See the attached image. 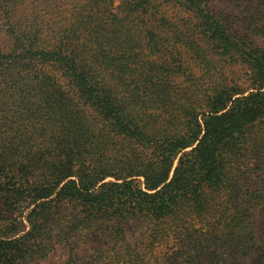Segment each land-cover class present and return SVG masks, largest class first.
<instances>
[{
	"label": "trees",
	"instance_id": "1",
	"mask_svg": "<svg viewBox=\"0 0 264 264\" xmlns=\"http://www.w3.org/2000/svg\"><path fill=\"white\" fill-rule=\"evenodd\" d=\"M237 6L241 26L210 0H0V264H157L219 201L233 259L255 255L260 196L240 180L264 147V48L245 27L264 28V9ZM228 60L245 87L172 92Z\"/></svg>",
	"mask_w": 264,
	"mask_h": 264
},
{
	"label": "rangeland",
	"instance_id": "2",
	"mask_svg": "<svg viewBox=\"0 0 264 264\" xmlns=\"http://www.w3.org/2000/svg\"><path fill=\"white\" fill-rule=\"evenodd\" d=\"M254 1L255 8L264 9V4L261 5V1L264 2V0ZM210 4L215 8L214 10L217 13L225 14L227 18L228 13H231L235 22H240V26L247 22L244 7H230L228 10V0H210ZM170 15L173 16L174 14L171 13ZM179 23H183L181 18ZM148 24L153 25L152 22H148ZM183 26H186V24ZM193 27L195 28L194 23ZM245 31H248L253 39L252 45L255 44L264 48V28L253 26L251 29H246L245 27ZM246 72L245 66L229 60L228 64L224 61H218L216 65L213 62L208 66L202 64L196 68L194 75L195 79H197L196 83L198 87L190 88V82L187 80L191 77L185 76L176 80L172 92H205L209 90V87L214 84L215 80H225L228 84H237L245 87ZM125 83L129 84L128 90L132 89L134 92H137L134 89L136 85L132 78L128 79ZM258 152L254 156L246 157L248 160L246 164L242 165V171L245 175L240 180V190L244 195L252 191L251 193L256 192L260 196L256 199H251V218L248 219L253 224V230L256 232L257 239H259L255 255L252 258L246 259L242 253L244 249L238 247V255L241 258L238 260L233 259L232 255L236 248L234 247V239L230 231H228L227 226L228 204L219 201L212 204L210 208L194 209L192 211L193 214L190 217L192 228L189 231L191 234L183 230V234L177 236L175 239L173 238V240L170 238L168 242L164 240L159 247L150 252L152 256H156L157 264H233V261L236 264H256L258 255L264 251V147L258 149ZM251 185L254 188L251 187V190H249L248 187ZM226 197L224 201L228 200ZM23 229L28 230V223L25 218L23 220ZM141 231L142 229L136 230V228L132 227L128 231V236L135 240L140 237ZM227 231L228 233H226ZM243 235L245 233H237L236 237ZM243 247L245 248V245Z\"/></svg>",
	"mask_w": 264,
	"mask_h": 264
}]
</instances>
